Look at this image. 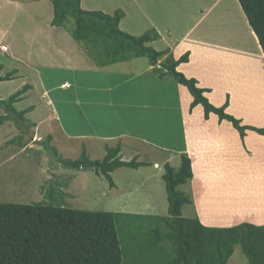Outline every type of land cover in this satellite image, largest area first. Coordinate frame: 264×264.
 <instances>
[{"label": "rangeland", "instance_id": "obj_1", "mask_svg": "<svg viewBox=\"0 0 264 264\" xmlns=\"http://www.w3.org/2000/svg\"><path fill=\"white\" fill-rule=\"evenodd\" d=\"M47 2L36 5L33 0H0V64H5L1 75L16 70L11 81L0 82V99H7L33 81L32 91L24 93L21 99L26 98L16 103L15 108L23 111L29 105L35 106L33 114L29 112L25 115L23 126L28 124V128L23 127L21 131L13 122H7L0 128V203H42L73 210L166 216L168 202L162 179L164 164L168 162L178 170L181 155L187 154L191 163L194 161L193 176L179 190L190 197L191 204L182 207V217H196L203 225L216 228H229L242 223L255 225L254 220L264 217V137L248 131L247 139L239 134L241 142L240 139L237 142L232 140L224 143L223 149L219 145L216 152L212 151L211 143L216 144L217 129L222 122L216 115H210L205 120L202 106L190 112V105L177 96L178 86L172 76H166V85L162 86V90L155 86L159 79L144 58L134 61V65L128 63V71L115 64L110 66V72L96 74L98 69L86 66L92 59L89 62L86 58L83 61L86 68H82L80 57V64H75L78 60H74L70 67L76 71L42 68L39 70L41 73L36 71V76L32 72L29 81L22 69L32 68L34 64L26 62V56L22 57L23 48L12 50L13 36L5 30L21 34V30H31L29 25L32 20V26L43 28V34L45 28L42 25L48 19L49 8L52 9ZM170 2L82 0L81 7L108 15L122 10L125 19L119 26L133 36L139 37L154 27L164 29L166 33L159 35L161 40L149 45L156 50L169 49L171 54L178 50L177 44L183 34L185 37L194 33L199 41L189 34L187 44L193 47L190 62L185 67L181 65L178 71L185 68L195 73L198 88L205 89L201 87L203 83L209 85L213 92L209 101L213 106L221 107L229 94L228 114L241 120V125L264 129V53L258 39L256 41L252 37H256L255 34L247 31L250 35L247 37L245 31H238L240 27L246 30L245 24L248 25L238 1L174 0L172 6ZM221 13L220 18L218 15ZM238 24L240 27L237 29ZM67 27L74 28L73 19L67 21ZM2 33L6 35L2 36ZM70 42L73 43L70 48H65L66 51L73 48V44L77 46L72 39ZM185 48L188 47H180V51L184 52ZM134 68L136 71L130 72ZM83 73H88L80 78L87 80L81 82L83 90L92 93V98L75 100L79 99L75 93L77 82L66 92L57 88L40 96L43 84L50 89L62 78L71 79L72 74ZM173 83L174 87L170 85ZM168 91L170 97L166 100L164 94L167 95ZM184 95L183 100L189 101L190 95ZM48 100L50 105L46 107ZM54 111L59 115L61 124L59 127L57 123L56 133L53 129L48 130V119L40 121ZM3 114L0 109V116ZM31 121L35 122V127ZM129 121L130 124H126ZM195 128L197 133L193 134ZM207 133V140L200 142L203 147L206 144L208 147L201 149L196 138H204ZM48 135L52 137L50 146L63 159H79L85 150L91 161L101 160L106 154V147H115L120 141L122 161L130 162L136 158L137 162H146L147 165L137 169H117L112 174L114 185L110 186L104 177L91 170L79 172L64 168L51 150L43 148L42 142ZM16 137L21 138L19 143L9 144ZM243 190L247 193L241 195ZM254 190L259 191L255 193ZM250 199L256 202L249 204ZM136 223L133 229L131 223H117L122 250L125 247L129 249V245L133 248L131 237L141 235L142 238L145 235L143 245L155 248L147 241L153 224L149 221ZM157 252L148 250L141 253L139 264H162L163 254L160 256ZM142 255H145L144 259ZM126 256L123 252V264L131 261ZM132 264L136 261L132 260ZM227 264H249L240 245L235 246Z\"/></svg>", "mask_w": 264, "mask_h": 264}, {"label": "trees", "instance_id": "obj_2", "mask_svg": "<svg viewBox=\"0 0 264 264\" xmlns=\"http://www.w3.org/2000/svg\"><path fill=\"white\" fill-rule=\"evenodd\" d=\"M38 1L40 0H33L34 3ZM46 1L52 6L51 26L65 30L76 45L81 47L90 60L92 59L94 69L110 72V66L144 58L159 79L155 86L161 89L166 85L164 82L167 81L166 76L170 75L174 83L176 82V87L181 85L188 90L193 97L190 112L201 105L205 120L214 114L219 122L231 123L243 139L247 131L264 136V129L241 125V120L226 112L229 96L221 107L213 106L205 96V93H210L211 90L198 88L196 79L187 78L183 72L178 71L181 65L189 62V52L177 60L169 49L156 50L150 46L161 40L155 29L139 37L133 36L119 26L125 19L122 10H116L113 15H108L102 11L84 10L81 7L82 0ZM237 1L264 53V0ZM69 19L74 21L73 29L67 27ZM30 25L31 29L35 28L32 26V20ZM5 31L15 40L21 38V34L16 36L15 32L9 29ZM160 59L163 60L160 62ZM2 70L3 65L0 64V82L11 81L16 73V70H12L1 75ZM174 83L170 85L174 87ZM28 89L29 86H25L7 99H0V109L4 112L0 116V128L7 122H13L21 131L28 128L29 125L26 124L24 127L23 123L26 121L25 115L32 108L23 111L15 108L16 103ZM163 92L166 93L167 89ZM169 92L167 95L164 94L166 100L170 97ZM126 124H130V121ZM56 126L57 122L52 120L48 130L53 129L56 133ZM19 139L21 138H14L9 144L19 143ZM51 141L52 137L46 136L42 142L43 148L51 150L64 168L79 172L91 170L96 175L104 177L110 186L114 185L112 174L117 169L121 167L137 169L147 165L146 162H137L136 158L130 162L122 161L120 141L115 147H106L105 156L95 161L88 158L85 150L79 159H63L57 150L50 146ZM192 176V163L187 154L181 155L178 170L171 167L168 162L164 164L162 179L168 202L166 216H133L73 210L42 203H0V264H123V252L129 257L127 259L131 260L126 264H132V260L139 264L140 254L148 250L158 251L157 254L160 256L163 254L162 264H227L237 245L241 246L249 264H264V225L242 223L229 228H216L203 225L196 217H182V207L191 204V200L179 190V187L192 179ZM139 221L141 223L149 221L153 224L149 228L147 241L155 248L143 245L145 235L143 238L141 235L131 237L130 244L133 248L129 245V249L125 247L122 250L117 223H131L133 229ZM144 258L145 255H142V259Z\"/></svg>", "mask_w": 264, "mask_h": 264}, {"label": "crops", "instance_id": "obj_3", "mask_svg": "<svg viewBox=\"0 0 264 264\" xmlns=\"http://www.w3.org/2000/svg\"><path fill=\"white\" fill-rule=\"evenodd\" d=\"M46 2H47L46 0H40L38 2H35V4L36 5H45ZM172 2H174V0H171V2H170V5L171 6H172ZM47 3H49V2H47ZM183 6H185V5H183ZM17 7L20 8L19 5ZM187 7L188 6H185L184 8H187ZM49 12H50V14L48 16L47 21H45V23L42 25L45 28L43 34L41 33V31H42L43 28L36 27V28H32L31 30L21 31V38L19 40L16 39V40H18L17 42H16L15 38H12L13 39L12 44H11L12 50L13 49L15 50V47L17 49H19V50L21 48H23L24 51H23L22 57L23 56H26V58H27L26 59V62L28 61L29 63L31 62V63L34 64L32 68H28V69H30V71L28 69H26V68H23L22 69V71L24 72V73L22 72L23 75L27 76V78H28L29 81H31L30 80V78L32 77L31 76V73L33 72L35 74V76H36V75H38L36 71H39L42 68L43 69H47V70H59V71L69 70V71H76V70H73L72 68H70V67H72V62L74 60H78L77 63H75V64H80L79 58L81 57L82 58V66H81L82 68H86V67H84V64H83V61H85L86 58L90 62V58L84 53V51L81 49V47L79 45L75 46V44H73V46H72L73 48H71L70 50L66 51L65 48L66 47H69L70 48L71 45H72V43H73V42L72 43L70 42L71 37L62 28H56V27H52L51 26V21H52V18H53V12H52V9L51 8H49ZM45 15H46V13L44 14V17H45ZM221 15H222V13L220 15H218V16H220V18H221ZM239 25L240 24L237 25V29H238V27H240ZM245 25L247 27L246 30L244 28L240 27L238 29V31H242V30L245 31V33H246L245 36L249 37L250 35L247 34L248 33L247 31H251L252 32V30L248 27L247 24H245ZM30 27H31V25H30ZM193 28H196V26H194ZM153 29H155L156 32L159 35L162 34L163 32H165L164 29H157L155 27ZM15 34L17 36L19 34V32H15ZM189 34L193 38H196L198 40L199 37H194L195 36L194 33H188V34H186L185 37H184L185 34H183L182 35V37H183L182 40H179V42L180 41L181 42L179 44H177V47H178L177 49L178 50L177 51L174 50V52H173V56L175 58H176V56L179 58L184 53L189 52L190 53L189 59H190V56H191L192 51H193L192 50L193 47L191 46V44H187V43H189V40H188ZM252 37L254 39L256 38L254 36H252ZM256 41H257V38H256ZM193 45H195V44H193ZM175 46H176V44H175ZM180 47H188V48H185L186 50L184 52H181L180 51ZM27 51H28V54H26ZM139 59L140 58H138V59H132L130 62L119 63V67L122 66V67H124L128 71V67L129 66H127V64L128 63H131L132 65H134V61L139 60ZM92 65H93V63L90 62L86 66H92ZM185 65H187V63L184 64V65H182L181 67H185ZM73 67H76V65H74ZM4 68H5V64H3V70H4ZM132 71H136V69L135 70L132 69L130 72H132ZM180 72H183L186 75L187 78L198 79L195 73L192 74V73L186 71L185 68H184L183 71H180ZM38 73H41V72L39 71ZM86 74H88V73H86ZM86 74L85 73H83V74H72L71 75L72 76L71 79L62 78V81L60 83H58V82L53 83V85H51V88L50 89H47L46 86H44V84H43L42 85L43 88H42V92H41L40 96H44L45 94L50 93L51 90H55L57 88L62 89L63 90L62 92H66V91H68L69 89H71L73 87V84L75 82H77L78 85L76 86V89L77 90H75V93H76V97H78L79 99L78 100L75 99V100L78 102L79 100H81L83 98H86V97L92 98V93H85L84 90H83L84 89L83 83H81L82 81L85 82L86 79H84V80L82 79L81 80L80 78H82V76H85ZM96 74H101V72L97 70ZM23 75H21V76L24 77ZM76 76H79V79L78 80L76 79ZM119 76H121V74H119ZM155 76H156V74H155ZM197 82L199 83V81H197ZM56 84L58 86H56ZM205 84L206 83H203L201 87H203L205 89H207V88L210 89V86L209 85L207 86ZM28 86H29V89H28L27 92L29 93L30 91H32V89L34 87L33 81H31V85H28ZM184 93H188L190 95L189 101H184L183 100L186 97L184 95ZM212 93L213 92L211 90L210 93H205V96H207L208 99L210 100V96H211ZM225 94H227V92ZM177 96L180 97V99H181L182 102H187L188 103V106L191 105L190 103H192L191 101H193V97L191 96V94L188 92V90L185 87H183L181 85H178ZM228 96H230V95L228 94ZM25 98L26 97L20 99L19 102H21ZM43 100H45V99H43ZM226 100H227V98H226ZM64 101L67 102V98H65ZM230 101L231 100L229 98V106H228L227 110H230ZM38 102L40 103V101H38ZM65 102H63V103H65ZM45 104L47 105L46 107H49L50 100H48V102L46 101ZM198 107H201V105L196 106L194 109H196ZM28 108H32V110L30 112H32L31 114H33V112H34L33 110H34L35 106L29 105ZM52 108H53V106H52ZM201 108L203 109V107H201ZM53 109H55V104H54V108ZM227 110H226V112L228 113ZM213 115L214 114H211V116H213ZM44 118L45 119H41L40 121L43 122L46 119H48V121L50 123V121L55 120L58 123V126L59 127L61 126L60 120H59L60 117H59L58 114L55 113V111H54V114H52V115H50V113H48L47 116H45ZM210 119H211V117H210ZM30 123H32L31 124L32 126L36 125L35 122H32V121ZM221 124L222 125L220 126V128L217 129V131H218L217 133L218 134L216 135V144L215 143H211L212 149H213L212 151H214V152H216L218 150L219 145L222 147V146H225L224 143L227 144L228 142H231L232 140H234L235 142H237V140L240 139L239 132L236 129H234L233 126L229 122L222 121ZM192 132H193V134L197 133V128H195V131H192ZM208 134L209 133H207V135L204 138L203 137L202 138H200V137H197L196 138V140H198L199 144H201L200 140H207ZM224 134H227V135L225 136ZM198 135H200V134H198ZM75 137H78V135H75ZM102 137L108 138L106 136H102ZM247 137H248V135L246 134V136H245L244 139H247ZM257 139H259V138H257ZM104 140H101V141H104ZM239 141L241 142V139ZM205 146L208 147L207 144L204 145V147ZM204 147L201 144V149L202 148L204 149ZM221 149H223V147ZM227 153H229V152H227ZM200 154H201V152H200ZM200 154H199V157H200ZM230 155H231V153H230ZM224 157L225 156H223L222 158H224ZM233 157L237 159L236 156H233ZM233 157H232V159H234ZM193 162H192V164H193ZM192 168H193V165H192ZM257 191H259V190H254L253 192L257 193ZM244 192H245V190H243L241 192V195H244V194L247 193V192H245V193ZM247 195L250 197L251 194L248 193ZM253 195H257V194H253ZM250 201L251 202L249 204H253V203L256 202L255 200L253 201L251 199H250ZM253 223L254 224L256 223L255 225H258V226H263L264 225V217H261V218L259 217V219L254 220Z\"/></svg>", "mask_w": 264, "mask_h": 264}, {"label": "built area", "instance_id": "obj_4", "mask_svg": "<svg viewBox=\"0 0 264 264\" xmlns=\"http://www.w3.org/2000/svg\"><path fill=\"white\" fill-rule=\"evenodd\" d=\"M2 49H3V50H7V48H5V47H3Z\"/></svg>", "mask_w": 264, "mask_h": 264}]
</instances>
